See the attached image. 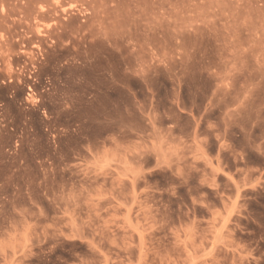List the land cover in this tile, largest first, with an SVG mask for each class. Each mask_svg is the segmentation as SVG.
I'll return each instance as SVG.
<instances>
[{"label":"rangeland","instance_id":"374dc122","mask_svg":"<svg viewBox=\"0 0 264 264\" xmlns=\"http://www.w3.org/2000/svg\"><path fill=\"white\" fill-rule=\"evenodd\" d=\"M0 264H264V0H0Z\"/></svg>","mask_w":264,"mask_h":264}]
</instances>
